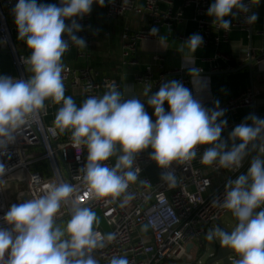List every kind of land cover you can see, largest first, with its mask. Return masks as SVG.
<instances>
[{
    "label": "clouds",
    "instance_id": "clouds-1",
    "mask_svg": "<svg viewBox=\"0 0 264 264\" xmlns=\"http://www.w3.org/2000/svg\"><path fill=\"white\" fill-rule=\"evenodd\" d=\"M94 3L103 7L105 0H60L62 6L17 0L14 22L18 39L32 50L23 60L32 75L27 81L0 75V155L14 142L13 134L38 115L47 99L61 105L55 126L60 132L70 129L73 144H83L87 149L84 180L96 197L116 198L125 193L129 183L137 179L140 170H133L134 158L143 150L151 148L150 158L167 169L174 161L183 164L193 160L198 145H210L200 156L202 164L239 169L252 145L257 154L246 173L229 180L223 201L213 202L231 211L238 222L230 232L216 226L206 238L218 240L222 247L236 253L240 259L234 264H264V118L251 114L246 117L251 124L235 126L229 135L232 146L226 151L227 144L221 140L227 125L225 110L219 108L218 101L214 109H205L177 80L162 84L147 99L154 109L155 121L139 99H124L115 86L100 97L86 98L77 107L72 97L65 96L62 57L70 47L69 40L82 49L86 48V41L74 34L81 30L76 20H72L71 26H66L65 20L87 15ZM233 9L249 11L244 0H213L207 15L213 18L218 30L228 31L231 22L226 18ZM257 19L253 13L246 17V22L254 24ZM157 31L152 28L151 34L156 35ZM62 34L69 39H62ZM159 41L162 47H167V37L162 36ZM202 43V36L193 34L180 50L182 67L187 68L194 86L201 89L206 85L201 70L195 66L194 54ZM165 102L170 109L167 112ZM117 145L122 154L114 167L106 166L104 162L114 155ZM5 172L4 164L0 163V177ZM162 179L169 186L175 184L171 172ZM75 191L67 183L53 184L39 198L13 204L3 216L9 228H0V264H96L92 250L104 247L103 241L111 242L114 235L100 237L93 231L98 223L96 214L73 199ZM69 199L73 211L66 226L61 228L56 224V216L62 203ZM110 264L129 262L123 257H113Z\"/></svg>",
    "mask_w": 264,
    "mask_h": 264
},
{
    "label": "built area",
    "instance_id": "built-area-1",
    "mask_svg": "<svg viewBox=\"0 0 264 264\" xmlns=\"http://www.w3.org/2000/svg\"><path fill=\"white\" fill-rule=\"evenodd\" d=\"M194 1L199 13L206 11L209 7L208 0ZM249 11L241 12L238 19L230 21V30L235 28L248 29L246 17L252 15V1L244 0ZM17 0H0V47L7 48L12 57L14 71L3 76L16 80L27 81L23 60L29 57L16 41L14 30L8 24L9 15H13V9ZM166 3L168 10L160 13V5ZM57 5L60 0H57ZM128 10H138L134 0H111L107 2L106 16L108 18L119 17ZM145 10L150 15V26L140 31L126 30L123 34L124 62L135 63L137 42L142 38L154 39L158 36L151 34V29L158 27L161 23L172 26L173 22L180 18L181 12L172 13L169 0H146ZM95 12V3L90 13L83 17H75L76 23L81 27L79 32L74 34L83 38L86 44L91 43L93 36L90 35L91 22ZM203 38L201 46L207 44L210 36L209 27L201 22ZM215 26V24L213 23ZM216 27V26H215ZM228 31H224L228 33ZM68 36L63 34V38ZM69 46L77 47L69 40ZM249 58L255 62L264 61V47L260 50H251ZM61 73L64 85L82 84L83 94L86 98L90 96L99 97L107 92L111 85H117V80L105 79L97 82L93 77L92 69H74L69 64L62 63ZM2 75V74H1ZM164 75L159 80L152 82L150 68L142 75L137 76V81L147 83L154 90H159L164 84ZM184 87L191 91V85L186 79L181 80ZM192 93V91H191ZM259 90L250 86L241 91L238 95L223 102L219 108L236 111L243 106L255 104ZM169 107L165 111H169ZM48 109L44 107L34 119L14 133V142L7 145L0 155V163H3L6 172L0 177V228H9L3 220V216L13 204H21L33 198L44 195L50 185L67 183L72 185L76 191L73 199L77 200L80 206L90 208L93 212H100L106 229L96 226L93 231L100 237L113 234L111 242L104 240V247H97L92 250L91 256L96 264H110L113 257L126 258L129 264H202L200 257H196L195 250L205 246L207 233L214 227H220V219L232 213L213 205L214 201L222 202L225 195V185L235 179L239 174L245 173L251 159L257 153L249 145L248 155L242 162L239 169H224L218 164L208 167L200 162L203 149L197 146V156L183 164L172 162L167 168L158 169V178L151 181L143 171L153 160L150 158L148 149L138 153L134 158V169L138 168L135 182L128 185L125 193L119 197H96L89 192L84 180V166L87 163L88 152L85 146H75L72 135L63 140L60 138L57 128L48 125L44 121ZM226 151L229 149H225ZM106 166L114 167L111 159L104 162ZM171 172L175 175L174 186H169L162 177ZM21 173L25 177V186H17L15 174ZM224 175V178L214 183L215 178ZM126 197L131 199L126 200ZM11 200V201H9ZM73 211L72 199L62 203L56 216V224L61 228L65 227L71 218ZM144 225L148 233L140 231ZM192 247L188 249V245ZM7 259V256L5 257ZM234 262L240 257L233 253L230 256Z\"/></svg>",
    "mask_w": 264,
    "mask_h": 264
},
{
    "label": "crops",
    "instance_id": "crops-1",
    "mask_svg": "<svg viewBox=\"0 0 264 264\" xmlns=\"http://www.w3.org/2000/svg\"><path fill=\"white\" fill-rule=\"evenodd\" d=\"M134 1L140 11L128 10L124 15L114 18L106 16L108 0H105L103 7L95 4V12L89 31L90 35L93 36L91 43L86 44V48L83 49L70 46L62 57V63L69 64L74 69L91 68L93 77L97 82H103L105 79L117 80L116 83L118 84L111 85L110 88L115 86L124 99H139L153 121L156 119L154 109L147 104V99L154 94L153 89L149 84L137 81V76L144 74L147 67L150 68L152 82L158 81L161 75L168 76L166 82L170 80L181 82L182 78L186 79L191 85L193 98L209 110L216 107V101L219 102L220 106L246 88L252 85L255 86L259 90V96L255 104L240 107L236 111L225 110L224 119L227 120V125L222 130L221 140L227 144L226 149L230 150L233 142L230 140L229 135L235 126L241 123L251 124L250 120H246V117L251 114L264 118V61L253 62L252 72L246 66L249 60V52L264 47V0H253L252 2V14L254 13L258 17L254 24H250L248 29L235 28L228 33L218 30L213 25V18L207 15L213 0H208L209 7L202 13L198 12L194 1L169 0L172 13L180 11V18L175 20L172 26L161 23L158 27V36L154 39L141 37L137 42V52L134 59L136 62L131 64L124 62L127 57L124 56L123 34L126 30L140 31L149 27L151 23L150 15L145 10L146 0ZM37 3L57 5V0H37ZM167 10L168 5L166 3L160 5V13L163 14ZM239 14V10L233 9V13L226 19L236 20ZM7 18L10 29L14 30L13 34L16 41L27 54L31 55L32 50L27 47L24 41L18 39L14 15H9ZM73 19L75 17L66 19V26H71ZM201 22H204L210 30L207 44L200 46L194 54L195 66L201 70V76L206 85L203 89L194 86L187 68L182 67L184 61L180 51L182 45L191 35L203 34ZM162 36L167 37L166 48L160 44L159 38ZM61 38H63V34ZM184 51H187V49H184ZM13 71L14 66L11 55L7 48L0 47V75L11 74ZM25 73L29 80L32 73L28 67ZM64 88L65 96L72 97L77 107H80L86 99L82 84L64 85ZM147 89L150 90L148 96H145ZM102 95L100 94V96ZM44 105L48 109L44 121L48 125L55 126V116L61 105L54 103L51 99L45 100ZM166 107H169L167 102L164 104V108ZM57 130L63 140L72 135L70 129L64 132H60L58 128ZM200 146L203 151L205 148L210 147V145ZM148 151L152 152V149L149 148ZM121 154L119 145H117L115 153L110 159L116 163L118 156ZM159 168L153 160L145 167L143 173L154 182L158 178ZM223 178L224 175H219L215 178L214 183L220 182ZM98 213L100 214V212ZM230 214L231 219L233 214ZM232 218V221L237 224V219L234 216ZM96 225L100 226L99 223L94 224V226ZM102 228H107L105 223ZM220 228L231 231L222 224H220ZM140 231L144 234L148 233V229L144 225L140 226ZM204 243L205 246L195 250L196 257L201 258L202 264L206 261L202 259L207 249L206 241ZM212 253L213 251L208 256Z\"/></svg>",
    "mask_w": 264,
    "mask_h": 264
},
{
    "label": "rangeland",
    "instance_id": "rangeland-1",
    "mask_svg": "<svg viewBox=\"0 0 264 264\" xmlns=\"http://www.w3.org/2000/svg\"><path fill=\"white\" fill-rule=\"evenodd\" d=\"M16 180V184L17 186L19 185L20 187H24L25 186V177L19 173V174H15V179ZM11 201V200H9ZM96 214V217H97V220H98V223L100 224V227H104V220L103 218L100 217V214L97 212H95ZM231 214H226L224 215L221 219H220V224H222L223 226L227 227L228 229L230 230H233L236 226V224L232 221L233 220V216H231V219H230V216ZM96 226H99V225H96ZM96 226H94L93 228H95ZM216 242H219L218 240H212V241H207L206 242V252L203 254L202 256V259L206 260L209 253L212 252V251H215V247H216Z\"/></svg>",
    "mask_w": 264,
    "mask_h": 264
},
{
    "label": "water",
    "instance_id": "water-1",
    "mask_svg": "<svg viewBox=\"0 0 264 264\" xmlns=\"http://www.w3.org/2000/svg\"><path fill=\"white\" fill-rule=\"evenodd\" d=\"M255 62L254 59L249 58L248 62L246 63V66H248L251 69L252 72V64ZM239 70V69H237ZM168 76L164 77L163 82H166ZM157 90H154L153 93H155ZM192 247L191 244L188 245V249ZM233 251L229 248L222 247L219 242H216L215 251L207 257L204 264H234V261L230 259V256L233 255Z\"/></svg>",
    "mask_w": 264,
    "mask_h": 264
}]
</instances>
